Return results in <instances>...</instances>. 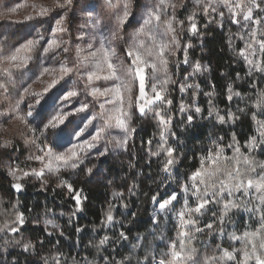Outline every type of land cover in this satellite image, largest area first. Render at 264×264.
Masks as SVG:
<instances>
[{
	"label": "snow or ice",
	"instance_id": "6c2138e0",
	"mask_svg": "<svg viewBox=\"0 0 264 264\" xmlns=\"http://www.w3.org/2000/svg\"><path fill=\"white\" fill-rule=\"evenodd\" d=\"M8 2L0 9V20L31 9L22 20L0 23V150H4L0 158L8 157L7 162L0 159V169L11 177V189L22 192L29 179L46 189L49 179L55 178V187L66 189L73 200L74 216L83 211L87 197L71 176L92 177L98 171L93 161L111 151H128L135 120L151 116L159 142L155 151L152 139L146 143L151 157L163 156L160 172L165 175L151 196L152 223L159 226L161 219L173 218L174 223L170 234L150 232L151 241L138 234L132 248L143 255L135 257V264H264V159L256 155L257 149L264 153V87L253 79L258 76L264 83V0H192V10L184 19L179 14L181 9L187 11L188 0H20L7 6ZM198 17L221 27L225 22L238 27L235 36L243 46L233 45L230 37L228 47L247 66L246 75L252 80V93L242 97L245 108L239 111L250 113L254 130L243 142L235 133L228 142L223 136H209V146L194 154L195 163L181 174L172 89L177 86L185 92L199 86L179 83L173 68L190 65L185 81L209 71L199 60L190 61L193 44L184 41L187 34L201 35ZM227 91L229 100L241 96L231 84ZM178 109L187 127L203 111L183 101ZM207 115L221 125L239 119L230 110L221 114L211 99ZM13 121L22 130L11 137L4 135ZM18 141L28 149L22 162L7 153ZM33 163L38 167H32ZM173 180L175 190L160 191ZM123 195L114 192L113 199L121 200ZM8 203L13 219L0 225V233L11 234V243L23 252H37L43 241L15 237L21 236L26 224L39 219L30 221L18 200ZM4 205L0 197V208ZM113 209L110 203L102 226L116 223ZM241 213H247L248 220L241 216L242 225L227 231L229 224L236 225L232 217ZM49 229L63 236L58 224L46 221L44 231L52 235ZM202 236L212 242L200 245ZM216 236H227L228 242L216 243ZM111 239L104 235L92 247L100 253ZM118 239L128 236L121 231ZM100 258L106 264H133L131 255L120 260ZM71 259L72 264H80ZM67 260L60 251L41 257L42 264H67Z\"/></svg>",
	"mask_w": 264,
	"mask_h": 264
},
{
	"label": "trees",
	"instance_id": "16d2710c",
	"mask_svg": "<svg viewBox=\"0 0 264 264\" xmlns=\"http://www.w3.org/2000/svg\"><path fill=\"white\" fill-rule=\"evenodd\" d=\"M182 13L180 10V18L184 19L185 16H182ZM198 22L201 35H186L188 41L193 44V48L189 51V58L191 61L199 60L202 64L208 65L209 71L185 81L188 70L181 66L173 69V78L179 83L199 86L185 92L179 91L177 86H173L172 89L174 99L172 113L175 116L173 130L177 133V139L180 142L179 153L182 163L178 169L181 174L189 171L195 163L194 154L198 156L205 147L209 146V136L213 138L223 136L225 142H228L231 135L235 133L237 139L243 142L254 130L250 113L239 111L245 108L246 101L242 97L252 93V80L246 75L247 66L228 47V32L224 25L221 27L215 23H209L208 18L204 17H198ZM253 79L258 82L259 87H264V83L259 82L258 76ZM229 84L233 86L234 91L241 93L240 97L234 96L232 100L227 98ZM208 92H214L215 95L213 97L205 95ZM193 94H195V100L192 99ZM210 99L212 104L221 110V114L230 110L239 119L235 123L221 125L214 118L208 117ZM181 101L194 103L203 110L197 115L191 127L183 123L185 115L178 109ZM134 127L136 132L129 142L128 151L109 153L106 158L93 161L98 171L92 177L71 176V180L76 182L75 186L83 189V195L87 197L83 202V211L77 212L74 216L71 215L74 202L64 189L51 185L41 189L40 184L28 180L22 192H15L6 181L0 180V197L5 200V205L0 208V225L13 219V210L8 201L18 200L21 205L20 211H24L30 221L38 218L39 223L26 224L21 236H16L15 239L24 237L43 241L42 246L38 245L37 252L26 253L11 243L13 239L11 234L0 233V264H42L41 257L48 256L54 251L64 253L68 258L67 264H72V257L80 261V264H85L83 259L85 257L91 264H106V261L100 258L101 256L108 257L109 260H120L129 255L132 256L133 264H135V257L143 255L140 249L132 248V245L137 243L138 234L147 236L150 241L154 239L149 235L152 231H155L156 236H159L161 232L170 234L169 229L173 227L170 219H161L159 226L152 223L154 207L151 196L157 191L161 181L165 180V175L160 172V161L163 160V156L151 157L146 143L152 139L151 150H156V144L159 142L156 122L151 116L139 118L135 120ZM256 155L264 159V153L260 149H257ZM130 163L133 167H129ZM179 179L183 180V176L180 175ZM133 184L136 185L135 188H132ZM176 187L177 184L173 180L165 183L160 191H164L165 188L175 190ZM130 188H132L131 191H129ZM114 192H122L123 198L114 200ZM110 203L114 205L113 215L116 223L105 227L101 222ZM125 204L127 207L123 206ZM46 208L52 211L45 213ZM50 215H53L60 226L63 236L58 231H53L52 235L44 231L42 221ZM241 216L244 221L248 220L247 213L233 216L232 219L236 221V225L229 224V231L234 230L237 225H242ZM204 219L207 220L208 217ZM77 228L81 231H76ZM121 231L128 236L127 240L118 239ZM104 235L112 239L106 246V250L97 253L92 245ZM5 240L9 241L7 245L4 244ZM211 242V239L202 236L199 244ZM215 242L226 244L228 241L227 237L222 239L216 236Z\"/></svg>",
	"mask_w": 264,
	"mask_h": 264
},
{
	"label": "rangeland",
	"instance_id": "374dc122",
	"mask_svg": "<svg viewBox=\"0 0 264 264\" xmlns=\"http://www.w3.org/2000/svg\"><path fill=\"white\" fill-rule=\"evenodd\" d=\"M19 2H20V0H10V2L7 3V6H11L12 4L19 3ZM5 6H6V0H0V9L4 8ZM191 10H192V0H188V9H187V11H189V13H190ZM181 11L183 12L182 16H186V15L189 14V13L187 14V11L184 10V9H181ZM29 12H31L30 8L21 9L17 13L12 14L10 20H8V21L0 20V23H13L16 20H22L23 16L25 14L29 13ZM261 15H264V13H261ZM224 27L226 28V30L228 32V38H230V37L232 38L233 45H235V46H243V42L240 41L235 36V33L238 31V27L232 25L231 23H227V22H225ZM70 31L72 32L73 39H74L75 34H76L75 33V25L70 29ZM68 38H69L68 36H65V39H68ZM184 41L188 42V37L186 35L184 37ZM76 42H78V41H76ZM178 58L182 59V57H178ZM179 66H181L182 68H186L188 70V73H190L192 71V68L190 67L189 64H183V63H181L180 65L174 67L173 69H175V68L177 69ZM9 128H10V132L6 133L4 135H8L10 137L14 136L17 131L22 130V126L19 125V123L16 122V121H13L9 125ZM113 134L116 135L117 133L114 132ZM3 151L4 150H0V152H3ZM114 152H121V151L116 150V151H111L110 153H114ZM7 153L10 154L13 158L19 157V160L22 162V161H24L25 157L28 155V149L23 145L22 141H18L15 144L14 148L7 149ZM0 159H2L4 162H7L8 157H7V155H4ZM31 166L32 167H38V165L35 164V163L31 164ZM21 167H25V165L22 163ZM0 180L6 181L7 184H9V185L12 182L11 177H9L7 175V173H6V171H4L3 169H0ZM29 180H33V181L37 182L38 184H40L39 181H36L34 179H29ZM49 185L55 187V185H56L55 178H50L49 179ZM64 190H66V189H64ZM153 207H154V212H155V205L154 204H153ZM177 207H179V205H177ZM170 220L174 223V218L170 219ZM46 221H50L51 223L57 224L55 219H54V217H53V215H50L49 217L44 218L43 221H42L43 225L45 224ZM229 229L230 228H228V226H227L226 230L229 231ZM49 231H54V230L49 229ZM218 237L223 239L224 237H227V236H224V237L218 236Z\"/></svg>",
	"mask_w": 264,
	"mask_h": 264
}]
</instances>
